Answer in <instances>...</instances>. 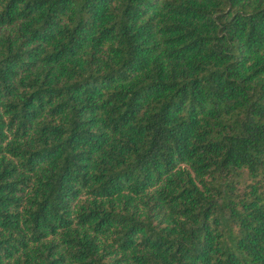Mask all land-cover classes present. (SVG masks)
I'll use <instances>...</instances> for the list:
<instances>
[{"label":"trees","instance_id":"16d2710c","mask_svg":"<svg viewBox=\"0 0 264 264\" xmlns=\"http://www.w3.org/2000/svg\"><path fill=\"white\" fill-rule=\"evenodd\" d=\"M0 264H264V0H0Z\"/></svg>","mask_w":264,"mask_h":264}]
</instances>
